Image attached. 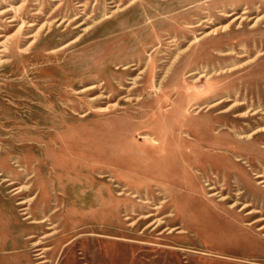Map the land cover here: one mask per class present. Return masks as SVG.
<instances>
[{
	"label": "rangeland",
	"instance_id": "1",
	"mask_svg": "<svg viewBox=\"0 0 264 264\" xmlns=\"http://www.w3.org/2000/svg\"><path fill=\"white\" fill-rule=\"evenodd\" d=\"M259 171L264 0H0V264H264Z\"/></svg>",
	"mask_w": 264,
	"mask_h": 264
},
{
	"label": "bare ground",
	"instance_id": "2",
	"mask_svg": "<svg viewBox=\"0 0 264 264\" xmlns=\"http://www.w3.org/2000/svg\"><path fill=\"white\" fill-rule=\"evenodd\" d=\"M17 10V9H16ZM57 15V14H56ZM257 19V18H256ZM255 19V20H256ZM65 24V23H64ZM35 25V23H29V25L28 26H34ZM46 31V30H45ZM209 33V32H208ZM223 51V50H222ZM122 88V87H121ZM222 102V100H219V101H217V102H215V103H212V104H209V107H213V106H216V105H218V104H220ZM101 111H103V110H101ZM126 129L128 130L127 132H138L139 134H140V137L141 138H143V139H145L146 141L147 140H149V141H151L153 144H156V146L155 147H157V146H159V145H161V142L160 141H157V138L160 140L161 138H162V140H164V141H169V140H173L174 138H175V134H173V132L175 131V126L174 125H171V127H170V131H169V133L168 134H162L157 128H155V127H153V126H150V125H148V124H144V123H137V124H128L127 125V127H126ZM245 131V130H244ZM190 134H191V131H189V132H185L184 133V136L185 137H187L188 139H191V136H190ZM150 146H152V145H150ZM168 146V145H167ZM167 146H165V147H167ZM169 148H171V147H169ZM161 149H163V148H161ZM127 152H129V148H127ZM125 154H126V152H125ZM236 160H240V158L238 157ZM173 168V167H172ZM171 170V169H170ZM168 169L166 170V173L165 174H163V176H160V178L164 181V183H165V181H167L169 178H167V176H168ZM141 172L142 173H144V174H147V172H148V169L145 167V168H142L141 169ZM105 175H103V174H101V176L100 177H104ZM255 176L257 177V178H262L263 177V174L259 171V172H256L255 173ZM15 179V178H14ZM260 184L262 183L263 185H264V179L262 178L260 181H258ZM28 188V187H27ZM124 192L123 191H119V194L121 195V194H123ZM216 192H214V193H212L211 195H214ZM30 195V194H29ZM134 196L136 195V194H133ZM52 196H53V198H54V200H55V205H57V204H59L58 202H60V200H61V198H60V196L58 195V192H54V193H52ZM200 199V198H199ZM220 201L222 200V199H219ZM203 201H204V198H203ZM19 204H24V203H26V201L25 200H22V201H19L18 202ZM132 204V203H131ZM161 204V203H160ZM246 205H249V204H245V205H243L242 207H241V209H243ZM146 207V206H145ZM235 207H236V204L235 203H233V204H231L230 206H229V208H230V210H234L235 209ZM202 208V207H201ZM204 208H209L208 207V204L207 203H205L204 204ZM22 210H23V214H25L26 215V218H31V214H30V212L28 211L29 210V208L28 207H22L21 208ZM28 209V210H27ZM137 211V210H136ZM229 210H225V212H228ZM253 212V210H251V211H249L248 213H252ZM49 213V212H48ZM184 213H185V210H183L182 208H181V210H178V212L176 213V215L178 216V218H180V219H184V217H185V215H184ZM46 214V213H45ZM150 216V214L149 215H145L144 216V218H147V217H149ZM39 217V216H38ZM127 218H129V217H127ZM260 219H262V218H257L256 220H254L252 223H254V222H258V220H260ZM47 222V218H42V219H39V220H37V219H32L31 221H30V223H33V224H37V225H40V226H42L43 225V223H46ZM252 223H248L249 225H251ZM48 224H50V225H48L47 226V228L48 229H55L58 225H56V224H54V225H52L51 223H49L48 222ZM192 222H185V227H187V228H192V229H194V231H196L198 234H199V229H197V228H195V227H193L192 225ZM130 225H134L133 223L132 224H130ZM194 226H195V224H193ZM263 226H260L259 228H262ZM203 228H207V226L205 225V226H203ZM52 233V232H51ZM47 235V234H46ZM45 235V236H46ZM28 237H34V235L33 234H31V235H29ZM44 237V236H43ZM114 238V241H111L110 242V246H111V251H112V245H113V247L114 246H118L119 244V247H122L123 248V252L121 253V254H118V255H113L112 254V252H111V254H112V262H113V264H126L127 263V247L126 246H123V244L122 243H120V242H118L117 241V238H115V237H113ZM36 242V244L35 245H39L40 244V241H35ZM139 243V242H138ZM131 247L133 248V249H136V247L135 246H133V245H131ZM39 251V250H41V247H38V248H36V251ZM40 253H42V252H38V253H36V254H40ZM176 256H177V254H176ZM40 257H42V255L40 256ZM47 260H44V259H42L39 263H44V262H46ZM86 264V263H85Z\"/></svg>",
	"mask_w": 264,
	"mask_h": 264
}]
</instances>
